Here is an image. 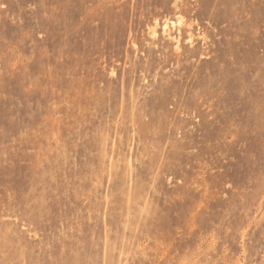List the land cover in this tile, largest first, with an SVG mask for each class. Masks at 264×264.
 Masks as SVG:
<instances>
[{"label": "rangeland", "instance_id": "1", "mask_svg": "<svg viewBox=\"0 0 264 264\" xmlns=\"http://www.w3.org/2000/svg\"><path fill=\"white\" fill-rule=\"evenodd\" d=\"M0 264H264V0H0Z\"/></svg>", "mask_w": 264, "mask_h": 264}, {"label": "bare ground", "instance_id": "2", "mask_svg": "<svg viewBox=\"0 0 264 264\" xmlns=\"http://www.w3.org/2000/svg\"><path fill=\"white\" fill-rule=\"evenodd\" d=\"M183 25V18H178L176 20H166L165 24H164V29L168 32L171 33V31L173 29H176L179 31H181V26Z\"/></svg>", "mask_w": 264, "mask_h": 264}]
</instances>
